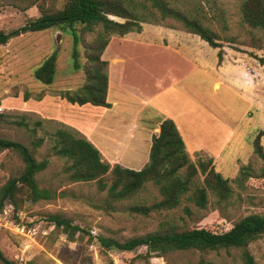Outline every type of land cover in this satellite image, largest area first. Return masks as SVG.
I'll return each instance as SVG.
<instances>
[{"label":"rangeland","instance_id":"1","mask_svg":"<svg viewBox=\"0 0 264 264\" xmlns=\"http://www.w3.org/2000/svg\"><path fill=\"white\" fill-rule=\"evenodd\" d=\"M64 1L0 0V31L7 33L18 28L28 20L40 17L43 9L60 8ZM171 1L174 5L189 9L194 0ZM242 1L203 2L205 14L203 22L215 30L221 38H234V41H221L224 53L226 48L236 51V62L246 65L252 76L257 78L256 95L261 97L264 91V68L258 65L255 68L249 62L241 61L238 57L250 55L234 49L240 48L257 56H264V28H252L243 21L240 10ZM110 18L124 21L117 16L110 15ZM144 24L182 30L168 27L167 25L171 22L142 23V27ZM76 28H79V25H76ZM94 35L95 33L87 34L85 41L91 40ZM113 36H115L113 44L123 37V35L112 34L110 39ZM130 39L132 37L128 36L127 40ZM72 47L69 28L61 25L42 31L27 32L11 38L5 44H0V114H4V118L0 119V136L18 141L33 150L37 161L48 160L47 166L36 175V179L40 187L49 189L53 194L50 199L36 202H31L20 195L17 198L18 204L11 203L12 207H7L6 213L3 209L9 202L3 201L0 211V251L3 258L14 264H107V257L96 238L99 234L125 238L163 230L172 225L180 228L205 226L222 230L248 214H264V178L257 176L264 161L254 153V150L247 162H238V165L239 167L250 165L253 175L256 176L249 177L240 184L236 182V176L228 178L232 188L230 198L218 200L211 191H208V202L205 208L196 206L192 200L186 198L191 194L189 191L182 197L177 207L161 212H151L145 216L130 211L129 207L133 204L148 205L160 199L157 187L151 183L145 184L131 199L108 203L106 190L101 191L95 180L76 182L69 180L64 172L66 161L56 155L52 148L53 142L49 138V133L60 126L59 123H64L42 116L41 113L48 111V106L45 104L47 101L44 100L46 97L58 102L61 109L72 107L73 104L70 102L64 99L59 100V91L75 90L85 83L84 70L73 68ZM77 48L78 60L83 64L85 62L84 47L79 43ZM216 50L218 51V48ZM151 51L152 49L145 47L137 51L140 57L146 59L148 68H151L153 64L150 58ZM54 52L57 59L53 83L42 84L34 77L33 72L42 60ZM205 58L206 62H210L208 57ZM249 58L258 62L252 56ZM141 78L144 83L149 79L152 80L153 75L144 73ZM27 92L30 98L24 101L23 96ZM38 95L42 96L40 100L36 99ZM238 106H240L239 102ZM74 107L79 109L77 105ZM90 108L91 105H87L81 109L89 110ZM248 116L250 120L254 118L255 121L254 124H250L248 131L250 140L253 141L256 136H259L264 147V113L254 109L250 110ZM40 119L43 120L41 125L36 124ZM51 119L58 123L47 122ZM39 138H43V141L41 146L36 148L34 143ZM207 157L209 156L205 153L199 152L194 155V158L189 157V159L197 163L199 159ZM23 167L24 163L18 151L1 152L0 187L11 176L18 174L17 171ZM197 169L196 182L202 185L203 175L199 166ZM214 169L219 172L215 166ZM54 213L70 218L73 224L80 225L89 233L81 239L70 241L66 234L49 220V215ZM248 250L258 264H264V234L252 241ZM107 253L112 259V264H128L133 257L145 254L146 247L140 246L132 251L111 249ZM240 253L241 250L237 249L208 253L181 250L167 255L154 252L148 259L138 258L133 264H195L200 258L217 264H239ZM0 264H6L2 258H0Z\"/></svg>","mask_w":264,"mask_h":264},{"label":"trees","instance_id":"2","mask_svg":"<svg viewBox=\"0 0 264 264\" xmlns=\"http://www.w3.org/2000/svg\"><path fill=\"white\" fill-rule=\"evenodd\" d=\"M205 1L209 0H194L189 9H183L174 5L171 0H65L60 8L43 9L40 17L28 20L22 26L7 33L0 31V44H5L11 38L27 32L42 31L56 25L68 27L73 44V68L84 70L85 83L75 90H61L58 95L72 104L108 106L106 99L108 61L102 58V53L112 34L140 32L142 23L171 22L167 25L168 27L197 34L211 47L218 48L217 64H221L224 57L221 41H234V38H221L215 30L203 22L205 14L202 3ZM240 10L243 21L250 27L264 28V0H243ZM110 15L120 17L124 21L114 20L110 18ZM76 25H79V28H76ZM89 33H95V35L91 40L85 41ZM79 43L85 51L83 64L78 60ZM234 49L248 53L264 65V56H257L240 48ZM56 59V52H54L35 68L33 75L42 84L53 83ZM41 97L38 95L36 99L40 100ZM29 98V93H24L23 100L27 101ZM3 116L4 114H0V119H3ZM40 120L36 124L41 125L43 120ZM47 122L58 123L54 119ZM59 124L60 126L49 133V138L53 142L52 148L56 155L66 161L64 172L68 179L73 182L95 180L101 191L106 190L108 203L131 199L147 183L157 187L160 199L148 205L133 204L129 207L130 211L145 216L151 212H161L177 207L182 197L189 191L191 194L186 198L200 208H205L208 202V191H211L218 200H228L232 195L230 180L214 169L211 157L199 159L197 163L189 159L178 128L170 118L163 119L159 124V131L152 135L149 159L140 170L122 167L119 164L110 166L103 159L99 149L80 131L62 123ZM42 141L43 138L37 139L34 147H40ZM252 145L254 153L264 161V147L259 136L254 138ZM5 150L18 151L24 167L0 187V211L4 200L17 205V198L20 195L31 202L52 198V192L40 187L36 179V175L47 166L48 160L37 161L33 150L18 141L0 136V153ZM197 166L203 175L202 185L196 182ZM253 176L256 175H253L250 165H241L235 180L240 184ZM257 176L264 178V163ZM186 211L189 212V209L186 208ZM49 220L66 234L70 241L81 239L89 233L62 214H50ZM263 234L264 214L251 213L222 230L205 226L180 228L172 225L163 230L131 237L119 238L99 234L96 238L107 257V264H112L108 250L132 251L140 246L146 247V253L133 257L128 264H133L138 258L148 259L154 252L167 255L181 250L208 253L221 250L228 252L230 249L241 250L239 264H258L249 252L248 246ZM0 258L6 264H14L3 258L1 251ZM195 264L217 263L200 258Z\"/></svg>","mask_w":264,"mask_h":264},{"label":"crops","instance_id":"3","mask_svg":"<svg viewBox=\"0 0 264 264\" xmlns=\"http://www.w3.org/2000/svg\"><path fill=\"white\" fill-rule=\"evenodd\" d=\"M114 37L102 53L108 61L109 105L61 109L46 97L48 111L41 115L76 128L112 166L134 170L147 163L152 135L170 118L191 159L203 152L222 176H236L238 162H247L253 153L248 131L255 121L248 114L254 109L264 113V91L257 97V78L236 62V51L226 48L218 65L216 48L197 34L149 24L113 44ZM141 47L152 49L151 68L137 52ZM249 57L238 59L264 68ZM144 73L153 79L142 83ZM87 105L89 110L81 109Z\"/></svg>","mask_w":264,"mask_h":264},{"label":"built area","instance_id":"4","mask_svg":"<svg viewBox=\"0 0 264 264\" xmlns=\"http://www.w3.org/2000/svg\"><path fill=\"white\" fill-rule=\"evenodd\" d=\"M7 207H12L11 203H8V205H7V206H5V209H3V212H4V213H6V212H7ZM22 229H23V227H22Z\"/></svg>","mask_w":264,"mask_h":264},{"label":"water","instance_id":"5","mask_svg":"<svg viewBox=\"0 0 264 264\" xmlns=\"http://www.w3.org/2000/svg\"><path fill=\"white\" fill-rule=\"evenodd\" d=\"M58 39V38H57Z\"/></svg>","mask_w":264,"mask_h":264}]
</instances>
